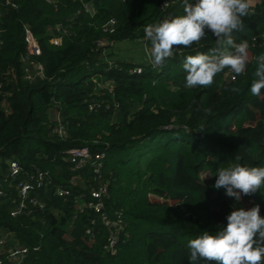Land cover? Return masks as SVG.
I'll return each instance as SVG.
<instances>
[{
  "label": "trees",
  "instance_id": "16d2710c",
  "mask_svg": "<svg viewBox=\"0 0 264 264\" xmlns=\"http://www.w3.org/2000/svg\"><path fill=\"white\" fill-rule=\"evenodd\" d=\"M172 1L166 14H184V0ZM161 2L0 0L1 264H14L7 254L22 247L19 264H191L188 242L226 226L234 209L258 204L264 216V188L237 201L213 187L218 168L264 167V96L249 91L254 58L264 54V0L233 32L250 45L246 74L233 80L226 70L208 88H186L183 63L215 46L210 32L199 45L175 48L162 69L107 54L125 39L151 46L144 29L161 18ZM89 3L94 12L83 10ZM109 19L115 27L105 32ZM25 27L38 55L26 50ZM36 63L42 76L26 79ZM80 147L104 154L97 172L91 161L76 168L69 160V150ZM11 160L22 168L16 181L34 187L15 216ZM36 170L40 186L31 180ZM103 186L107 196L94 198ZM97 202L99 212L91 207Z\"/></svg>",
  "mask_w": 264,
  "mask_h": 264
},
{
  "label": "clouds",
  "instance_id": "9594fccd",
  "mask_svg": "<svg viewBox=\"0 0 264 264\" xmlns=\"http://www.w3.org/2000/svg\"><path fill=\"white\" fill-rule=\"evenodd\" d=\"M258 0H184V14L147 25L145 39L150 42L149 63L162 69L174 56V49L199 45L215 37V46L208 52L186 56L183 70L186 88H208L217 75L226 70L235 80L246 74L252 61L249 42L233 36L242 30L244 18L255 15ZM255 79L249 89L252 96H264V54L255 58ZM232 91L239 92L238 88ZM206 176L203 177V180ZM215 189L224 188L226 195L239 201L264 188V167L234 164L218 168ZM226 226L214 233L203 232L187 244L191 264L203 260L206 264H264V216L260 206L236 208L226 217Z\"/></svg>",
  "mask_w": 264,
  "mask_h": 264
},
{
  "label": "built area",
  "instance_id": "2783aa9c",
  "mask_svg": "<svg viewBox=\"0 0 264 264\" xmlns=\"http://www.w3.org/2000/svg\"><path fill=\"white\" fill-rule=\"evenodd\" d=\"M172 0H162V2L160 3V10L162 11V15L161 18L158 20L157 23L161 22L164 19H170L171 17L166 14L167 8L170 6V4L172 3ZM87 5V4H85ZM84 5V6H85ZM0 17H1V12H0ZM156 23V24H157ZM115 27V20L114 19H109L104 25H103V30L105 32H112L114 30ZM264 36V34H263ZM24 41H25V46H26V50L28 52V54L30 55H38L40 53V47L38 44L37 39L35 38V36L33 35V33L31 32V30L27 27L24 28ZM52 42L54 44H60L61 42V37H54L52 39ZM108 54V51H107ZM35 67V72L34 74H31L30 72H26L25 74V78L28 80H32L34 79V76H39L43 74V66L39 63H36L34 65ZM139 72L140 69L139 68H135L132 69L130 72ZM232 78V76H231ZM55 131L62 135L65 133V129L59 124V126L55 129ZM104 154L102 152H95V153H91L89 151V149L87 147H80V148H73L69 150V160L74 164V167L78 168V167H82L84 166L87 162L91 161L90 164L91 166L94 167V171L97 172L100 165H101V159L103 158ZM21 166L15 161V160H11L9 162V176L16 182V188L18 190V202L16 204V206L11 210L10 214L12 216H15L17 214H20L26 207V200L28 199V195L31 192V189L34 188L33 187V183L32 181H28V180H17L16 178L19 176L20 171H21ZM36 175L37 176H31V180H35L37 183L36 186H40L43 183V173L40 172L39 170H36ZM58 192L61 193H67L66 190L64 189H59ZM4 194V190L0 187V195ZM91 195L94 198H101V197H106L107 196V188L105 186L101 187L99 190L97 191H92ZM30 202H32L33 204H38L39 206H42V204L33 199L30 198L29 199ZM101 202V201H100ZM97 202L95 204H91V207H93L96 211L99 212V210L101 209V203ZM101 218L103 221H105V223H108L112 226L115 225V221H111L108 220L106 215L104 213H101ZM5 240L3 238L0 239V264H1V255L3 254L2 252V247L4 245ZM26 248L22 247V248H17L13 251H11L10 253L7 254V258L10 260H14V264H19L21 258H23L24 254L26 253Z\"/></svg>",
  "mask_w": 264,
  "mask_h": 264
},
{
  "label": "crops",
  "instance_id": "0c3cea01",
  "mask_svg": "<svg viewBox=\"0 0 264 264\" xmlns=\"http://www.w3.org/2000/svg\"><path fill=\"white\" fill-rule=\"evenodd\" d=\"M144 41L142 39H125L114 42L108 54L111 60L117 59L130 61L135 64H150L151 46Z\"/></svg>",
  "mask_w": 264,
  "mask_h": 264
},
{
  "label": "rangeland",
  "instance_id": "374dc122",
  "mask_svg": "<svg viewBox=\"0 0 264 264\" xmlns=\"http://www.w3.org/2000/svg\"><path fill=\"white\" fill-rule=\"evenodd\" d=\"M83 10L85 11V12H94V8H93V5L91 4V3H89V4H87V5H85L84 7H83ZM108 51V50H107ZM106 51V52H107ZM250 54V53H249ZM250 57H253L251 54H250ZM113 61V60H112ZM115 61V60H114ZM51 114H52V116H54L55 117V120H57V122H59L60 121V117L57 115V111H54V109H52L51 110ZM167 138H168V136H164L163 137V143L167 140ZM204 175H206V173L204 174Z\"/></svg>",
  "mask_w": 264,
  "mask_h": 264
}]
</instances>
